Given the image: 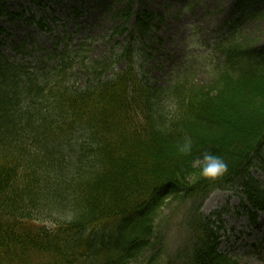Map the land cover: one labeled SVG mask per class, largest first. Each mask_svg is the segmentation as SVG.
Masks as SVG:
<instances>
[{
	"label": "trees",
	"instance_id": "1",
	"mask_svg": "<svg viewBox=\"0 0 264 264\" xmlns=\"http://www.w3.org/2000/svg\"><path fill=\"white\" fill-rule=\"evenodd\" d=\"M30 1L39 18L0 0V20L52 32V3ZM107 9L114 24L101 39L112 44L110 56L91 57L88 38L56 46L34 70L0 53V264H238L219 250L221 214L200 210L225 191L254 227L264 216V189L252 176H264V46L231 30L204 61L205 80L188 65L158 87L146 64L161 44V16L143 0H112ZM2 36L10 37L0 26ZM29 44L13 51L24 59ZM51 57L59 64L39 71ZM185 136L190 155L178 152ZM206 152L228 165L214 180L193 165ZM167 210L187 227L170 255Z\"/></svg>",
	"mask_w": 264,
	"mask_h": 264
},
{
	"label": "rangeland",
	"instance_id": "2",
	"mask_svg": "<svg viewBox=\"0 0 264 264\" xmlns=\"http://www.w3.org/2000/svg\"><path fill=\"white\" fill-rule=\"evenodd\" d=\"M258 0H244V18L239 19L236 3L241 0H143L148 10L161 16L157 35L161 44L155 46L156 55L147 62L146 70L149 72L148 81L158 87H166L169 84L174 71L185 66L198 67L197 80L206 79V74L201 68L205 60H210L212 46L218 44L222 38L230 37L235 32L244 36H256L259 45L264 46V0L256 7ZM43 2L52 3L45 13L50 20L48 10L54 11L57 18L55 29L52 32L39 31L30 26L22 28L20 24H9L5 19L0 20L10 37L0 38V53L10 62L22 61L29 69H37L41 56L57 51L69 49L83 40L93 42L90 45V56L99 58L110 56L112 44L101 39L108 34L114 22L112 14L107 6L112 0H60L56 4L53 0ZM256 2V3H255ZM7 7L16 10L22 6L31 9L36 18L42 15V11L32 4L30 0H7ZM116 7L120 8L118 4ZM113 8V6H112ZM139 8L136 5L135 10ZM73 9H77L80 17L74 20L71 16ZM256 13H259L256 16ZM263 14L261 20L258 16ZM132 25V22L129 24ZM71 39V41H67ZM29 43L30 55H17L13 47L20 41ZM57 40H59L57 44ZM37 50V51H36ZM207 53V56H206ZM59 59H46L39 71L48 72L59 64ZM123 64H117L116 71L121 72ZM83 74L77 73L80 83L85 82ZM252 176L261 183L264 189V176L261 173L252 172ZM171 210V209H170ZM165 212L166 221L163 224L165 237L168 238L166 253L170 255L176 244L181 243L182 237H186L187 227L183 222V215L171 217L172 211ZM206 217L217 211L221 214L225 232L220 233V251L232 256L239 264H264V230L256 229L250 225L248 219L239 215V200L236 196L225 191H215L203 203L200 210ZM164 215V214H163Z\"/></svg>",
	"mask_w": 264,
	"mask_h": 264
},
{
	"label": "clouds",
	"instance_id": "3",
	"mask_svg": "<svg viewBox=\"0 0 264 264\" xmlns=\"http://www.w3.org/2000/svg\"><path fill=\"white\" fill-rule=\"evenodd\" d=\"M193 142L190 137L185 136L183 142L178 145V152L182 155H190ZM193 165L199 168L203 177L214 180L227 171V163L218 155L210 152L203 153L193 161Z\"/></svg>",
	"mask_w": 264,
	"mask_h": 264
}]
</instances>
